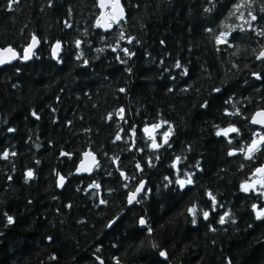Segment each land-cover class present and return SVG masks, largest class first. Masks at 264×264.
<instances>
[{"label":"trees","instance_id":"1","mask_svg":"<svg viewBox=\"0 0 264 264\" xmlns=\"http://www.w3.org/2000/svg\"><path fill=\"white\" fill-rule=\"evenodd\" d=\"M10 2L0 46H39L0 66V264H264V142L248 152L264 135L250 123L264 110V0H120L107 32L98 0ZM86 150L98 164L76 175Z\"/></svg>","mask_w":264,"mask_h":264},{"label":"snow or ice","instance_id":"2","mask_svg":"<svg viewBox=\"0 0 264 264\" xmlns=\"http://www.w3.org/2000/svg\"><path fill=\"white\" fill-rule=\"evenodd\" d=\"M15 2H16V0H11V2L9 3V7L11 8L12 3H15ZM104 6H105L104 5V0H101V7H104ZM112 6H113V9H114V13H113L112 19L113 20L122 19L123 18V12H124V10L120 6V0H112ZM117 9L119 10L118 11V14L115 11ZM249 15H251V13H249ZM252 19L255 20L256 17L255 16H252ZM97 25L98 26L100 25V20L99 19L97 20ZM107 27H111V24L107 25ZM224 35H225L224 33H221V35L219 37H217V43L224 42L222 40V37ZM261 35H264V32H262ZM120 38L121 39H124L123 33H121V37ZM131 42L132 41L129 40V43H131ZM37 43H38L37 38L35 36H33L32 37V44L29 45V47L25 49V55H24L23 59L27 60V59L30 58V55L32 54V49L35 48V46H36ZM76 43H77V47H79L80 41H77ZM60 48H61V45H60L59 42H57L53 46V48H52V56H53V58L57 57V55H58V53L60 51ZM97 51H102V49H98ZM113 51H115V49H113ZM122 51L124 52L125 55H131V53L129 52V50L126 49V48L125 49H122ZM4 52L11 53V57H10L11 59L16 58V53H15V51L12 48L4 49ZM257 58L258 59L264 58V52H261L260 55ZM6 62L7 61L2 56H0V65L5 64ZM85 63H87V61H85ZM176 67L177 68H180L181 67V65H180L179 62H177ZM257 78L259 79V77H257ZM121 91H124V90L121 89ZM217 91H219V89H217ZM123 111H124L123 109H120L121 114L123 113ZM33 115H36V114L33 113ZM111 115L112 114H109V118H111ZM256 115L258 117H264V112L257 113ZM38 118L39 117H37V119ZM121 119H123V116L122 115H121ZM252 122L253 123H259V124L264 125V120H258L256 118H254ZM160 127H161L160 124H155V125H153L152 129L145 128L144 131L146 133H148V134H151L152 131H154L155 129L160 128ZM8 131L11 132V131H13V129L10 128V129H8ZM237 131H238V129H236L235 127H229V128H226V129H221L220 131H218L216 133V135L217 136H220V135L227 136L228 133L237 132ZM133 134H135V130H133ZM170 134H171V128H169V130L164 133L165 143H167V139H168V136ZM116 139L119 140V139H121V137L119 135H117ZM229 142H231V141H229ZM262 142H264V135L260 136L259 140L253 139L251 146L248 148L249 156L251 155V153L253 151L257 150L258 145H260ZM153 146L154 147H159V145L156 144L155 141H153ZM229 154L231 155L232 153H229ZM12 155H15V153H12ZM62 155H64V153H62ZM8 156H9V153L8 152H4L2 155H0V158L7 159ZM173 166H175V165H173ZM137 167H139V165H137ZM256 171L258 173H264V168H258ZM32 175H33L32 171H28L26 173L27 178H31ZM63 181H64V178L63 177H60V183L61 184H63ZM177 183L180 185L181 188H183L186 184H191L192 183L191 176H189L188 179H186V180H178ZM92 186L93 187H99L98 185H92ZM250 187H252V185H241L242 190L245 191V192H247ZM142 188H143V185H141L140 187H138L136 189V193H139L142 190ZM136 193L130 194L129 203H132L133 202V200L135 199ZM208 195H209V198L212 199L213 200V203L215 204V197H213L211 193H209ZM101 203H104V201L102 200ZM253 209L254 210L256 209V205H253ZM188 211H189L190 214L195 215V213H196L195 206H193L192 208H189ZM228 215H229L228 213H225L223 216L220 217V223L221 224H223L225 222V217L228 216ZM256 215H257V219H260V218L264 217V210L258 211L256 213ZM203 216H204L205 219H207L208 216H209V212H207V211L203 212ZM7 220H8V223L9 224L13 223V218L11 216H8L7 217ZM140 223L141 224H144L145 221L143 219H141L140 220ZM195 223H196V221H195V219H193V224H195ZM160 255L161 256H165L166 254L164 252H161Z\"/></svg>","mask_w":264,"mask_h":264},{"label":"water","instance_id":"3","mask_svg":"<svg viewBox=\"0 0 264 264\" xmlns=\"http://www.w3.org/2000/svg\"><path fill=\"white\" fill-rule=\"evenodd\" d=\"M104 7H101V0H98L97 2V6H98V9H99V14L95 20V23L97 25V20L99 19L100 20V25L99 27L104 31V32H107V31H110L113 27V25H117L125 16V12H123V18L122 19H118V20H110L107 16V11H109L112 16H113V13H114V9H113V6H112V0H104ZM121 6V5H120ZM122 7V6H121ZM123 8V7H122ZM124 10V8H123ZM116 13L118 14V9L115 10ZM111 24V27H107V25ZM36 37V36H35ZM37 38V37H36ZM37 41L38 43L36 44L35 48L32 49V54L30 55V58L25 60L23 59L24 55H25V49L29 47V45L32 44V38L30 39V41L28 42V44L21 50V52L19 53L14 47H12L11 45H6V46H0V56H2L7 62L5 64H8L10 62H13L17 59H19L22 63H27L31 60V58L33 57V54L35 52V50L38 48L39 46V39L37 38ZM7 48H12L15 53H16V58L14 59H11V53H6L4 52V49H7ZM53 48V47H52ZM261 52H264V48L259 52V54L257 55V57L260 55ZM51 53H52V49H51ZM56 58V57H55ZM258 59V58H257ZM3 65V64H2ZM260 112H264L263 109H259V110H256L252 113L251 117H250V123L252 125H255V126H259L261 128H264V125L262 124H259V123H253V119L256 118L258 120H264V117H258L256 114L257 113H260ZM90 154V155H89ZM98 164V158H97V155L94 151H91V150H86L82 153L81 155V158L80 160L78 161V163L76 164V167H75V170H74V174L76 175H83V174H90L93 169L96 167V165ZM138 165V164H137ZM138 168V171H140V166L137 167ZM258 168H264V165L258 167ZM257 168V169H258ZM256 169V170H257ZM254 171V175L255 176H258V177H261L263 176L264 177V173H258L257 171ZM64 178V177H63ZM65 182V178H64V181H63V184ZM63 184L60 183V178L58 179V186L59 187H62ZM141 185H143V188L142 190L144 189V186H145V179H142L139 184H138V187H140ZM136 187L133 191H130L127 195V204L128 205H131L133 203H136L138 204V201H137V197L139 195V193L142 192V190L139 192V193H136V189L138 188ZM136 193V196H135V199L133 200L132 203H129V197H130V194H134ZM143 219L145 221V218L144 217H140L139 219V226L140 227H145V223L144 224H141L140 223V220ZM161 252H164L166 254V252L164 250L160 251ZM160 255V254H159ZM160 257L162 258H166V255L165 256H161Z\"/></svg>","mask_w":264,"mask_h":264},{"label":"rangeland","instance_id":"4","mask_svg":"<svg viewBox=\"0 0 264 264\" xmlns=\"http://www.w3.org/2000/svg\"><path fill=\"white\" fill-rule=\"evenodd\" d=\"M153 126H147L146 128L152 129ZM263 183V177H256L252 179V184H262Z\"/></svg>","mask_w":264,"mask_h":264},{"label":"bare ground","instance_id":"5","mask_svg":"<svg viewBox=\"0 0 264 264\" xmlns=\"http://www.w3.org/2000/svg\"><path fill=\"white\" fill-rule=\"evenodd\" d=\"M126 17V16H125ZM96 24V23H95ZM19 60V59H18ZM17 61V60H16ZM31 61V60H30ZM1 66V65H0ZM3 66V65H2ZM94 170V169H93ZM139 173V172H138ZM86 175V174H85ZM125 178V177H124ZM146 187V186H145ZM145 189V188H144ZM126 198H127V196H126ZM140 205V204H139ZM165 260V259H164Z\"/></svg>","mask_w":264,"mask_h":264}]
</instances>
